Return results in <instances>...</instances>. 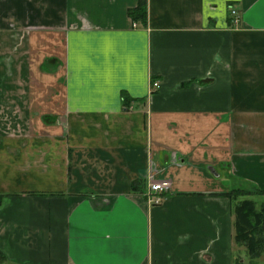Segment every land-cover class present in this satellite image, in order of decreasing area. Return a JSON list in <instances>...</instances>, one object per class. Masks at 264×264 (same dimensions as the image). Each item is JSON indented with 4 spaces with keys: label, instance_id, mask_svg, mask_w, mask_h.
Wrapping results in <instances>:
<instances>
[{
    "label": "crops",
    "instance_id": "1",
    "mask_svg": "<svg viewBox=\"0 0 264 264\" xmlns=\"http://www.w3.org/2000/svg\"><path fill=\"white\" fill-rule=\"evenodd\" d=\"M239 186L264 191V0H0L1 264H242Z\"/></svg>",
    "mask_w": 264,
    "mask_h": 264
},
{
    "label": "trees",
    "instance_id": "2",
    "mask_svg": "<svg viewBox=\"0 0 264 264\" xmlns=\"http://www.w3.org/2000/svg\"><path fill=\"white\" fill-rule=\"evenodd\" d=\"M130 19L134 22L143 23L145 19V9L143 3H138L136 7L127 12ZM135 188V185L133 186ZM258 193L264 195V191H246L231 190L226 193L229 199H235L246 194ZM0 195V200L2 199ZM234 212V242L238 246H242L246 249V253L250 257L258 256L259 249L263 246V238L261 235L264 233V203L255 209L254 203L250 200L243 199L237 202L233 209ZM3 257L0 254V264L3 261Z\"/></svg>",
    "mask_w": 264,
    "mask_h": 264
},
{
    "label": "built area",
    "instance_id": "3",
    "mask_svg": "<svg viewBox=\"0 0 264 264\" xmlns=\"http://www.w3.org/2000/svg\"><path fill=\"white\" fill-rule=\"evenodd\" d=\"M230 24L232 27H237L240 23V17L235 9L229 7ZM151 88H157V83L152 82ZM170 189L168 181L148 183L143 194L148 205H159L162 202L163 195Z\"/></svg>",
    "mask_w": 264,
    "mask_h": 264
},
{
    "label": "rangeland",
    "instance_id": "4",
    "mask_svg": "<svg viewBox=\"0 0 264 264\" xmlns=\"http://www.w3.org/2000/svg\"><path fill=\"white\" fill-rule=\"evenodd\" d=\"M239 190L242 191V193H243V192H246L248 190V187L247 186L246 187L245 186H239ZM241 198H245V197H238L235 199L238 200ZM258 200L264 201V197L258 196ZM259 201L254 203L256 210L259 209ZM261 237L264 240V233H263V235H261ZM262 243H263V246L261 247V249H259L258 256H256V257H250V255H248L246 253L247 251L244 247L237 245L236 248L238 247L239 248L238 250H240V251H238L237 254L235 253L237 256H235V254H234L236 262L238 261L239 263H242V264H248L251 262H253V264H264V241Z\"/></svg>",
    "mask_w": 264,
    "mask_h": 264
}]
</instances>
